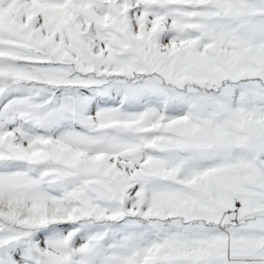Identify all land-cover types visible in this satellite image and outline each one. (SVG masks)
I'll return each mask as SVG.
<instances>
[{
	"label": "snow or ice",
	"instance_id": "6c2138e0",
	"mask_svg": "<svg viewBox=\"0 0 264 264\" xmlns=\"http://www.w3.org/2000/svg\"><path fill=\"white\" fill-rule=\"evenodd\" d=\"M0 264H264V0H0Z\"/></svg>",
	"mask_w": 264,
	"mask_h": 264
}]
</instances>
